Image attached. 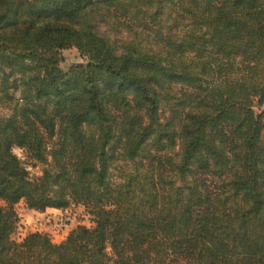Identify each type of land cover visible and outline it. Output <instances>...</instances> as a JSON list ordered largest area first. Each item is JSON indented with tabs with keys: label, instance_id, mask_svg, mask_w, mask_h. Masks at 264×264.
Here are the masks:
<instances>
[{
	"label": "trees",
	"instance_id": "16d2710c",
	"mask_svg": "<svg viewBox=\"0 0 264 264\" xmlns=\"http://www.w3.org/2000/svg\"><path fill=\"white\" fill-rule=\"evenodd\" d=\"M0 103V264H264V0H0Z\"/></svg>",
	"mask_w": 264,
	"mask_h": 264
},
{
	"label": "rangeland",
	"instance_id": "374dc122",
	"mask_svg": "<svg viewBox=\"0 0 264 264\" xmlns=\"http://www.w3.org/2000/svg\"><path fill=\"white\" fill-rule=\"evenodd\" d=\"M111 34L113 36L118 35V33L115 31H112ZM61 54H62V59L59 65L62 69L65 70L71 65L77 63H84L86 62L87 59L83 54L79 52V50L75 46H70L61 49ZM11 91L15 96H18L19 94L18 90L13 88ZM255 109L257 110V107H255ZM6 112H8L6 105L0 103V115H5ZM51 145H52L51 142H49L48 148H50ZM12 150L19 157L22 164L27 168L31 178L36 179L48 167V162L37 161L29 154V152L25 148L14 145ZM19 202L15 204L18 220L16 227L12 232V237L16 240H21L28 232L35 231L37 229V226H35V221H37L36 219L37 215L35 213L31 214L30 211L26 209L27 206L24 203V201H22L21 203ZM67 209L69 210V214H66L65 216L71 218L66 220V222L71 223L69 229L78 223H82L86 225L92 224L91 217L86 212L83 205L81 206L79 204H71L69 207H67ZM50 229L43 231L48 232L53 241L62 240L66 236L67 234L66 232L69 231L68 229L63 233V229L59 228L58 226H54V227L52 226V229L51 230ZM108 250H110V248H108ZM105 264H114V263L112 260H110L107 261Z\"/></svg>",
	"mask_w": 264,
	"mask_h": 264
},
{
	"label": "built area",
	"instance_id": "2783aa9c",
	"mask_svg": "<svg viewBox=\"0 0 264 264\" xmlns=\"http://www.w3.org/2000/svg\"><path fill=\"white\" fill-rule=\"evenodd\" d=\"M79 205L82 206V204ZM66 214H69V210H66V212L61 213L59 215H53L52 213L49 212L43 213L36 217L37 221H35V224L37 227H39V225L58 226L59 228L63 229V233H64L66 230L69 229V226L71 225V223L66 222V220L71 219L70 217L65 216Z\"/></svg>",
	"mask_w": 264,
	"mask_h": 264
},
{
	"label": "crops",
	"instance_id": "0c3cea01",
	"mask_svg": "<svg viewBox=\"0 0 264 264\" xmlns=\"http://www.w3.org/2000/svg\"><path fill=\"white\" fill-rule=\"evenodd\" d=\"M22 201H20L19 203H21ZM30 211L31 214H36L37 216H39L40 214L43 213H52L53 215H59L61 213L66 212V210H68L67 208L65 209H61V208H55V207H46L44 210L40 211V210H36L33 208H26ZM36 226V224H35ZM52 226L54 227V225H39V227H37L38 230H47V229H52ZM50 229V230H51Z\"/></svg>",
	"mask_w": 264,
	"mask_h": 264
}]
</instances>
